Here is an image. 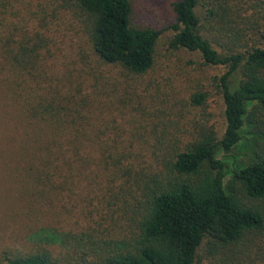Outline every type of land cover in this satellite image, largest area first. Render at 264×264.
<instances>
[{
	"label": "trees",
	"instance_id": "1",
	"mask_svg": "<svg viewBox=\"0 0 264 264\" xmlns=\"http://www.w3.org/2000/svg\"><path fill=\"white\" fill-rule=\"evenodd\" d=\"M173 9L157 28L133 0H0V264L264 250V0ZM166 29L171 49L224 68L222 128L204 84L139 87Z\"/></svg>",
	"mask_w": 264,
	"mask_h": 264
},
{
	"label": "rangeland",
	"instance_id": "2",
	"mask_svg": "<svg viewBox=\"0 0 264 264\" xmlns=\"http://www.w3.org/2000/svg\"><path fill=\"white\" fill-rule=\"evenodd\" d=\"M133 1L136 6L135 20L138 24L165 28L176 19L173 9V2L176 0ZM171 35V29H166L162 34L158 45L159 53L156 68L147 76V80L143 81L141 79L143 82H141L139 87L143 88L150 83L148 88L154 92L160 89L163 94H179L186 87H194L198 83L204 84L206 89L212 92L209 107L214 113L212 122H216L222 128L224 124V102L221 94L214 86L212 78L214 75L223 72L224 68L203 65L198 53L180 52L171 49L168 43ZM76 241L82 244L84 249L88 250L90 248L87 238H76L74 236L65 246L75 248V245H77ZM248 245L252 247L246 254L239 252L235 254L231 250L223 249L212 250L203 245L200 250V261L198 264H249L251 262L250 254L254 258H260L257 261L258 263L262 262L264 264V250L257 252V248L255 247L254 249L253 243Z\"/></svg>",
	"mask_w": 264,
	"mask_h": 264
}]
</instances>
